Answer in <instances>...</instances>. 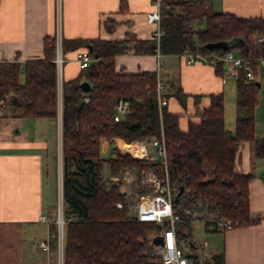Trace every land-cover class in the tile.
I'll return each instance as SVG.
<instances>
[{"label": "trees", "instance_id": "1", "mask_svg": "<svg viewBox=\"0 0 264 264\" xmlns=\"http://www.w3.org/2000/svg\"><path fill=\"white\" fill-rule=\"evenodd\" d=\"M158 42L152 36L138 39L61 38V54L90 44L93 61L80 67L74 78H61V191L65 220L62 264H162L152 253L150 233L168 228L166 223L138 221L133 206L147 193L140 184V171L153 170L163 178L164 167L157 157H133L112 148L102 156V140L119 138L125 143L148 140L162 135L166 149V171L171 185L181 192L171 200L178 214L175 228L179 241H192V222L230 220L231 227L257 221L249 209V172L235 169L238 143L252 144L254 154L264 159V137L254 133V109L258 102L260 58H264V16H239L229 11L216 12L210 0H162ZM116 22L105 21L112 31ZM257 37L261 40L256 41ZM241 42L237 43L236 39ZM229 41L226 49L237 50L251 67L253 78L240 69L235 77V119L233 131L224 125L223 93L210 94L209 106L196 108L197 121H188L185 130L178 125V114L158 109L155 70L129 73L116 71L117 54L136 52L181 54L185 49L202 55L220 54V47L206 49L204 44ZM236 42V43H235ZM55 33L42 39V56L0 62V98L15 96L20 115L30 118H55L58 82L54 62ZM217 73L220 61H215ZM22 73L23 79H19ZM83 80L90 88L81 87ZM173 95L181 105L186 95L175 88ZM88 98L86 101L85 98ZM128 102L127 111L113 119L116 100ZM129 169L137 188L135 195L120 190L110 177ZM176 192V191H175ZM117 203H120L117 206ZM50 248L56 245V233L50 225ZM193 264H204L194 255ZM208 264H224L223 252L208 257Z\"/></svg>", "mask_w": 264, "mask_h": 264}, {"label": "crops", "instance_id": "2", "mask_svg": "<svg viewBox=\"0 0 264 264\" xmlns=\"http://www.w3.org/2000/svg\"><path fill=\"white\" fill-rule=\"evenodd\" d=\"M210 2L216 12L264 16V0ZM151 9L152 0H0V62L16 59L21 64L26 59L42 56L43 37L56 34L58 27L61 38L122 39L129 34L138 39L151 38L154 24L146 18ZM107 19L116 22L112 31L106 30ZM84 50L88 51L87 46L64 54L57 80L55 118L21 116L18 99V103L10 100L0 103V264H52L51 248L47 250L39 244L43 240L50 244L52 223L41 221L40 216L55 217L54 184L58 179L61 183V78L77 75L80 69L77 54ZM157 61L161 64L158 77L163 83V94L178 87L186 95L184 105L173 95L168 97L166 104L168 111L178 114L181 130L186 129L189 120H198L195 109L208 107L210 94L222 92L224 100L228 94L225 102L230 107L227 114L224 106V125L233 131L235 77L225 72L223 66L217 73L214 64L200 60L188 63L180 54L160 53L157 58L155 53L128 52L115 56V68L118 72L129 73L156 70ZM19 79H23L22 73ZM256 79L259 89L254 109V133L261 138L264 137V68L261 65ZM131 142H138L139 146L134 157H157L148 143ZM128 144L119 138L111 142L102 140L100 153L110 156L114 147L128 152ZM234 166L239 172L252 174L248 181L249 209L252 217L258 219L252 224L223 231L212 230L201 220L205 231L212 233L203 241H197L192 233V241L182 242L185 251L197 257L200 263L205 264L212 254L223 252L224 264H264V159L254 154L250 142L241 140ZM128 185L120 186V190L128 192L125 189ZM136 192L133 190L129 194Z\"/></svg>", "mask_w": 264, "mask_h": 264}, {"label": "built area", "instance_id": "3", "mask_svg": "<svg viewBox=\"0 0 264 264\" xmlns=\"http://www.w3.org/2000/svg\"><path fill=\"white\" fill-rule=\"evenodd\" d=\"M161 1L162 0H152L153 9L146 13V18L148 22L154 24V30L152 36L155 38V41L158 42L160 35L162 34V29L160 27V10H161ZM59 2L56 6L57 16H59ZM59 19V18H58ZM57 25L59 26L58 20ZM56 43H55V57L54 62L57 72V80L60 78L63 57L61 54V37L59 34V27L57 28ZM261 40V37H257L256 41ZM158 58L160 52L158 49L154 52ZM180 55H183L186 62H193L195 60H200L206 63H214L215 61H220L221 65L225 72L236 77L240 69L245 70V76L249 79L253 78L251 67L246 64L245 58L235 52L233 49H225L220 54H208L202 55L198 52L192 53L189 50L185 49ZM77 60L79 61L80 67H85L93 61L92 56L88 53L87 50L79 52L77 54ZM260 64L264 68V58H260ZM161 68L159 61L156 63V83H155V92L158 109L167 104V99L163 94V83L158 77V71ZM87 101L88 98L86 97ZM0 103H4L3 98H0ZM128 109V102L123 99H118L114 105L113 119L118 120ZM1 134V129H0ZM143 143H148L154 148V152L157 155L159 162L164 167L163 178L159 177L153 170L146 169L141 170V184L148 186L149 192L147 193L146 198H142L137 202L132 209L135 210L133 217L138 221H153L157 223H166L168 228L163 229L158 233L151 235V244H152V253L156 256L162 264H193L192 261L188 258V253L185 251V245L182 241H179L181 235L177 232L175 228V222L178 220V214L173 211L171 200L173 194L176 191V187L170 184L168 180V174L166 171V149L162 135L160 138L152 137L148 140H142ZM130 144H137L138 142H130L128 146V152L131 156L134 157V153L129 147ZM112 182L120 183V186L128 185L132 182V174L129 169H125L123 173L112 175L110 177ZM59 198L56 203L55 217L49 219L46 216H40V220L49 224L55 223L57 226V244H58V256L57 263L62 264V245H63V231H64V217H63V203H62V191L61 183H59ZM120 203H117L119 206ZM211 227L216 230L223 231L228 228H231L230 220H212ZM155 234H161L163 243L154 244L152 242V237ZM40 246L44 249L49 250L48 240H43L40 243Z\"/></svg>", "mask_w": 264, "mask_h": 264}, {"label": "rangeland", "instance_id": "4", "mask_svg": "<svg viewBox=\"0 0 264 264\" xmlns=\"http://www.w3.org/2000/svg\"><path fill=\"white\" fill-rule=\"evenodd\" d=\"M227 96H226V99L224 100V106H225V108H227V114H228V112H229V109L228 108H230L229 107V105H228V103H226L228 100H227V97H228V94H226ZM226 101V102H225ZM227 104V105H226ZM152 149V148H151ZM124 150H126L127 151V148L124 146ZM154 151V150H153ZM155 154V153H154ZM156 155V154H155ZM157 156V155H156ZM146 170V169H145ZM132 172V171H131ZM140 174H141V171H140ZM140 178H141V176H140ZM57 180V179H56ZM134 181V175H133V173H132V182ZM140 184H141V180H140ZM55 203H57V201H58V198H59V179L57 180V182H55ZM135 186V189H134V186ZM141 185H143V184H141ZM129 186L131 187V189L129 188ZM143 186H145L147 189H148V191H147V193L149 192V188H148V186H146V185H143ZM129 188V189H128ZM125 189L128 191L127 193L129 194V192H130V194L133 192V190H137V188H136V185H135V182H133V183H131V184H129L127 187H125ZM132 191V192H131ZM145 194V196H144V198H146L147 197V195L148 194ZM56 212V211H55ZM132 213H134L135 212V210H132L131 211ZM53 224V226H54V228H55V233H56V240H57V226H56V224L55 223H52ZM211 231H205V228L203 227V223H202V221L201 220H198V219H196L195 221H193L192 222V233H193V235H194V237L196 238V240L198 241V240H201V241H203L204 239H206L205 237H206V235L208 234V233H210ZM155 232L154 231H152L151 233H150V235H152V234H154ZM212 233V232H211ZM56 243V245H55V247L53 248V249H51L50 250V252H51V263L52 264H55V262H56V258H57V256H58V244H57V242H55Z\"/></svg>", "mask_w": 264, "mask_h": 264}, {"label": "water", "instance_id": "5", "mask_svg": "<svg viewBox=\"0 0 264 264\" xmlns=\"http://www.w3.org/2000/svg\"><path fill=\"white\" fill-rule=\"evenodd\" d=\"M236 42H237V43L241 42V39H240V38H237V39H236ZM236 42H235V43H236ZM86 46H87V48H88V51L90 52V44H87ZM203 47H205L206 49H209V48H211V47H220V48H222V49H226V48L230 47V43H229V41L210 42V43H206V44H204ZM93 57L96 58L95 55H93ZM257 85H259L258 82H257ZM81 87H82L84 90H89L90 85H89L88 81L83 80V81L81 82ZM9 100H10L11 102H14V103L17 102V103H18L17 98H16L15 96H11ZM182 188H183V187H182L181 185H179V186L177 187V190H176V192L174 193V198L177 197V195L181 192ZM152 242H153L154 244H162V243H163V239H162L161 234H155V235L152 237ZM205 264H208V262L205 263Z\"/></svg>", "mask_w": 264, "mask_h": 264}, {"label": "bare ground", "instance_id": "6", "mask_svg": "<svg viewBox=\"0 0 264 264\" xmlns=\"http://www.w3.org/2000/svg\"><path fill=\"white\" fill-rule=\"evenodd\" d=\"M131 148V151L136 154L138 152L137 147H139L137 144H130L129 146Z\"/></svg>", "mask_w": 264, "mask_h": 264}]
</instances>
